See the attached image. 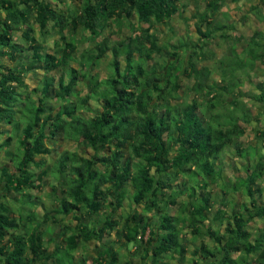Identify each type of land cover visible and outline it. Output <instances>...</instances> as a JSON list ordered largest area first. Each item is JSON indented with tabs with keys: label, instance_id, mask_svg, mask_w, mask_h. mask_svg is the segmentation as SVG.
Instances as JSON below:
<instances>
[{
	"label": "trees",
	"instance_id": "16d2710c",
	"mask_svg": "<svg viewBox=\"0 0 264 264\" xmlns=\"http://www.w3.org/2000/svg\"><path fill=\"white\" fill-rule=\"evenodd\" d=\"M74 1L0 0V151L11 163L0 168V264H86L88 248L92 264H170L168 256L185 264L183 232L195 242L191 264H264V230L255 237L247 230L264 220V206L227 200L239 190L252 196L261 162L256 171L245 165L243 183L221 186L208 216L224 150L234 145L240 157L260 155L234 142L245 134L240 123L253 119L243 98L264 105V30L247 39L231 34L236 22L217 17L225 0H201L187 18L195 40L170 25L184 12L183 0ZM251 9L264 23V0ZM123 28L130 34L120 39ZM52 32L57 39L45 46ZM78 32L88 45L76 59ZM212 47L224 54L210 69L201 63L215 54ZM3 59L16 64L4 67ZM258 67L262 76L254 81ZM78 80L86 93L71 102ZM244 83L254 87L250 96ZM255 137L264 149V131ZM60 140L75 148L57 150ZM49 156L60 185L51 187L52 209L39 212L31 193L43 188ZM125 204L117 224L114 214ZM113 230L116 242L105 238ZM203 237L212 247L198 242Z\"/></svg>",
	"mask_w": 264,
	"mask_h": 264
},
{
	"label": "rangeland",
	"instance_id": "374dc122",
	"mask_svg": "<svg viewBox=\"0 0 264 264\" xmlns=\"http://www.w3.org/2000/svg\"><path fill=\"white\" fill-rule=\"evenodd\" d=\"M260 2L261 0H225L224 3H222V7L220 8V10L218 11V18L222 19V21H226L229 20V22H236V26H235V31H233L231 34H235V32L237 34L242 35L245 39H247L250 35L253 34V32L255 31H261L264 30V23L259 19V15L257 14V10H253L251 9L253 6H260ZM74 5L78 6V0L74 1ZM183 3L185 4V9L184 12L181 14V16H177L175 18H173L170 21V25L172 26V28L174 29V31L176 33H178L181 37H185L186 32H188L187 34V40L188 39H193L195 40L197 38V36L195 35V33L193 32H189L187 25H186V20H189L187 18H189L192 14H194V12L196 11V9L199 7L201 8V6H203L202 1L201 0H183ZM64 6H70L69 2H66ZM264 10V9H263ZM188 24H192V21H189ZM80 32V31H79ZM79 32L76 35L77 36V40H78V49H77V54H79L80 52H82L84 50V47L87 46V43H84V39L82 40L81 36H79ZM157 32H159L160 34H164L166 32V28L165 27H158L157 28ZM158 33V34H159ZM130 33L128 32V30L126 28L122 29L121 31H117L116 37L122 39L125 38L126 35H129ZM18 34H15L14 36V40L18 41L20 38H17ZM57 36L54 32H52V35L49 36L46 39L45 42V46H52L53 41H56ZM80 40V41H79ZM244 46V44H239V46L237 47L238 51L241 50V48ZM213 48V47H212ZM214 52L215 54L212 55V58L209 61H203L201 63V65L203 66H207L210 69H213L214 66L217 64V61L222 57L223 53V48H219V47H214ZM76 55V54H75ZM110 60V57L107 56L106 58H104L103 61H101L100 63V67H99V72L101 73V75L103 76L106 72V66L108 64ZM27 61V60H26ZM24 61V62H26ZM31 62V63H30ZM1 64L4 67L7 66H12L15 65L16 63L12 62V61H8L6 59H3L1 61ZM32 61H28L27 63V68H30L32 66ZM261 68H257L255 70L254 73H252V79L254 81H257L259 78H261L262 76V71L260 70ZM212 79H217L219 80L217 74H216V70H212ZM84 72V69L83 71ZM31 74H29L28 76H31ZM33 76V75H32ZM86 85V84H85ZM75 87L78 91H74L72 93V96L70 98L71 102L72 101H76L77 99L84 97V92H86V90L84 89V91H79L80 87L84 88V81H80L78 80L75 84ZM74 87V88H75ZM241 89L243 90V92H245V94H249L247 96H250V94H252V92H255L254 87L251 85H248V83H244L243 86L241 87ZM184 99H188V96H185ZM243 102H245V106L246 108H250L251 110V114H252V121L249 125H245L244 123H240V125L245 128V134L242 135L238 140H236L234 142V144H238L237 146L240 147H244V149H249L251 147H256L258 148V152L257 154H260L259 156H254V158H250L249 156H243L240 157L237 155L236 150H235V146L233 145L232 147H228V153L227 150H224V153L221 158L218 160V164L216 169H220L222 171V180L218 181V187L217 186H212V192H211V209L209 212V217H212L213 212L217 209V205L218 203L221 201L222 199V193L220 192V188L224 183H227L228 186L232 185V184H239V182L243 183V181L246 178V176L249 174L247 173L246 169H245V165L248 164V169L250 168L251 170L254 169L256 171V163L257 162H261L263 165V169L260 171L261 174L260 176L255 180V185L253 186V190H252V196L250 197L245 191H237L234 194L230 193L229 197H227L228 202H231L232 204H236V205H243V204H248L250 202V200L255 199L257 200L259 205L264 206V149H262L263 147V143H261L260 141L257 142L255 135L258 133V131H264V105H260L257 103H253L252 101H249L247 99V97H244ZM258 121H255V118H258ZM5 138L4 135L1 136L0 135V140ZM15 139V137H14ZM13 139V140H14ZM237 142V143H236ZM60 149L57 150H73L75 148L74 143L71 141H64V140H60ZM81 150H79L80 152ZM250 152V150H249ZM89 153V152H88ZM90 154V153H89ZM54 158L52 156L47 157L46 159V163L44 166V169L47 173V175L44 174L43 177V188L39 189L37 191H33L31 194L34 195V197L39 198L40 200V204L38 205V210L39 212H42L41 210H51L54 204V199H53V193H52V189L51 187L54 186L56 188H58V186L60 185L59 182H57V174H53V168H54ZM2 166H6L8 168H11V163L9 162L8 158H6L4 156V154L0 151V168ZM249 169V170H250ZM1 174V172H0ZM250 175V174H249ZM2 181L0 179V187H2V183L3 180H5L3 177ZM188 198L186 196L180 197V199L177 200V204L175 206L169 207V212L173 215H175L177 213V206L179 205V203H181L182 201L187 200ZM128 205L125 204L124 208L119 209L115 214V220L117 224H121L122 220L120 218V216L127 210ZM228 208V205H227ZM229 210V208L227 209ZM153 217V216H152ZM102 218V216H101ZM151 221H155L154 219H150ZM210 220V218H209ZM70 222V218H67L64 223H69ZM223 225V224H222ZM224 227L222 226L220 227V231L222 233V231H224ZM217 228V227H215ZM115 230L118 232L120 231V225L115 228ZM247 230L251 233V235L253 237H255L260 231L264 230V220L262 219H255L253 222H250L247 226ZM146 232H148V230H146ZM110 235L106 236L105 238L108 241H115L116 242V238H115V231H111L109 232ZM184 236L186 237V240L182 237H180L181 241H185V247L187 250V254H186V263L185 264H191V250L194 248V243H192L194 240L190 239V235L187 232H183ZM203 241L206 245H208L209 247H212L213 245V241L209 240L207 237H203L200 240H198V242ZM224 241V240H223ZM57 242L60 243L61 240L59 238H57ZM116 246L117 244L114 243ZM195 245H199V243L195 244ZM53 248V246H52ZM116 250H119L121 252V255L125 256L126 255V251L124 249H122L121 247H115ZM237 254H231V257H235ZM76 256L79 258L81 256V253L78 252L76 254ZM84 256L90 258L89 260L87 259L86 264H92V257H95L94 252L92 251V249H87L84 252ZM176 257V256H175ZM174 257V258H175ZM172 257H166L165 258V262H169L170 264H175L176 260H172L174 259ZM133 262H138L137 259L133 260Z\"/></svg>",
	"mask_w": 264,
	"mask_h": 264
},
{
	"label": "crops",
	"instance_id": "0c3cea01",
	"mask_svg": "<svg viewBox=\"0 0 264 264\" xmlns=\"http://www.w3.org/2000/svg\"><path fill=\"white\" fill-rule=\"evenodd\" d=\"M80 54H81V53L77 54V52H76V55H75L76 57H75V58H76V59H79V58H80ZM71 65H72V66H76L75 63H71ZM52 75H58V71H55ZM74 87H75V86H74ZM74 87H73V92H74V91H78V90L76 89V87H75V88H74ZM84 89L86 90L85 85H84V88L80 87L79 91H84ZM85 93H86V92H84V94H85ZM71 96H72V95H71ZM70 98H71V97H70Z\"/></svg>",
	"mask_w": 264,
	"mask_h": 264
}]
</instances>
